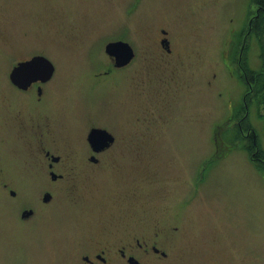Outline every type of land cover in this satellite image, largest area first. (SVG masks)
Returning a JSON list of instances; mask_svg holds the SVG:
<instances>
[{"label": "rangeland", "instance_id": "obj_1", "mask_svg": "<svg viewBox=\"0 0 264 264\" xmlns=\"http://www.w3.org/2000/svg\"><path fill=\"white\" fill-rule=\"evenodd\" d=\"M255 2L0 0V81L43 52L56 68L48 98L64 146L84 147L92 128L116 137L79 204L63 194L25 224L14 217L39 189L18 186L16 200L0 192V264L48 263L66 233L101 228L180 230L184 264H264V10ZM117 42L135 53L125 69L106 52Z\"/></svg>", "mask_w": 264, "mask_h": 264}, {"label": "flooded vegetation", "instance_id": "obj_2", "mask_svg": "<svg viewBox=\"0 0 264 264\" xmlns=\"http://www.w3.org/2000/svg\"><path fill=\"white\" fill-rule=\"evenodd\" d=\"M168 46L164 48L171 53L170 44ZM42 53L13 64L8 73H2L0 81V192L8 195L7 199L16 200L21 197L18 186L28 184L39 189L36 198L22 204L14 217L15 221L25 224L34 222L40 213L45 214L60 204L58 199L63 194L73 193L74 203H81L93 188L90 179L108 166L107 154L116 143V137L110 133L114 143L97 151L89 140L92 128L84 139V147L64 146L60 136L64 122L54 115L53 98H48L56 68ZM36 57L54 66L49 81L43 80L41 71L34 75L15 74L21 63ZM111 58L116 67L115 58ZM58 186H66L68 193L59 194ZM130 194L135 195L128 191L127 195ZM28 213L30 216H26ZM101 227H105L104 223ZM101 229L66 233L63 238L66 242L52 253L51 261L41 260L39 264H184L177 254L176 242L182 237L175 238L180 230H175V234L146 235L141 230L129 228ZM8 254L7 247H3L1 255Z\"/></svg>", "mask_w": 264, "mask_h": 264}, {"label": "water", "instance_id": "obj_3", "mask_svg": "<svg viewBox=\"0 0 264 264\" xmlns=\"http://www.w3.org/2000/svg\"><path fill=\"white\" fill-rule=\"evenodd\" d=\"M162 45L163 47H166L169 45V42L167 40H163ZM106 52L107 55L115 58L116 67L118 68L128 66L135 57L133 48L129 44L123 42L109 44L106 47ZM38 71H41L40 73L44 75V81H49L54 74L55 68L50 61L44 58L36 57L29 62L21 63L18 69H16L15 74L19 73L24 75L28 73L34 75ZM15 83H17V80H15ZM89 140L92 147H94L97 151L99 149L109 147L115 141L114 137L109 132L102 129H93L90 133ZM30 214L31 213H28L26 216H30Z\"/></svg>", "mask_w": 264, "mask_h": 264}, {"label": "trees", "instance_id": "obj_4", "mask_svg": "<svg viewBox=\"0 0 264 264\" xmlns=\"http://www.w3.org/2000/svg\"><path fill=\"white\" fill-rule=\"evenodd\" d=\"M255 3L258 5L260 10H262V11L264 10V0H256ZM259 15H260V13H259ZM251 24H252V22H251ZM251 28L253 29V27H251ZM250 82H251V84H253L254 83V79L253 78L250 79ZM259 90L264 95V75H263V77L260 78V88H259Z\"/></svg>", "mask_w": 264, "mask_h": 264}]
</instances>
